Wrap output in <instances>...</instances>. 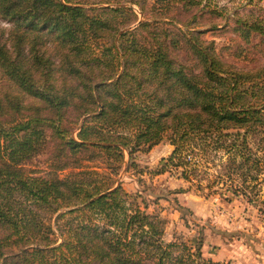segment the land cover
<instances>
[{"label": "trees", "instance_id": "16d2710c", "mask_svg": "<svg viewBox=\"0 0 264 264\" xmlns=\"http://www.w3.org/2000/svg\"><path fill=\"white\" fill-rule=\"evenodd\" d=\"M130 1L156 18L144 41L121 29L127 15L138 17L122 0L101 6L111 12L108 18L79 0H0L15 50L0 44L7 87L0 95V264H222L203 255L201 238L194 244L165 239V218L130 200L121 184L102 187L78 172L58 174L96 148L121 162L124 150L132 158L141 145L166 137L173 149L161 172L181 167L188 177L212 149L229 164L219 181L241 179L233 193L247 195L246 188L264 178V59L258 64L238 46L239 62L249 60L238 63L218 52L213 39L200 37L190 25L196 12H222L209 0H152L148 10L145 0ZM172 22L183 27L165 26ZM235 22L247 44L260 37L264 58V18ZM32 33L54 41L55 60L33 45L24 56V43L35 44ZM175 48L184 54L172 53ZM12 86L40 101L32 112L22 111ZM48 137L58 141L50 169L30 170L25 164L43 152ZM193 143L198 156L188 152ZM214 182L208 185L215 192ZM85 208L101 220L78 213ZM55 212L56 226L46 223L45 214Z\"/></svg>", "mask_w": 264, "mask_h": 264}, {"label": "rangeland", "instance_id": "374dc122", "mask_svg": "<svg viewBox=\"0 0 264 264\" xmlns=\"http://www.w3.org/2000/svg\"><path fill=\"white\" fill-rule=\"evenodd\" d=\"M79 1L86 8L96 7L94 14L107 18L111 15L108 9L102 11L101 8L102 5L109 4L108 0ZM209 1L212 6H216L222 12L219 14L203 13L200 10L196 12L197 18L190 25L200 30V37L213 39L216 50L220 53L222 51L224 57L238 60L237 48L244 46L248 49V55L254 56L256 59L254 62L262 63L263 52H261V45L258 42L260 37H252L250 44H247L234 31L233 27L236 25L235 19L237 18L248 21L264 18V0ZM122 3L131 5L138 17H134L133 14L127 15L124 18L127 24L120 26L121 29L132 31L134 35L144 41L145 37L149 36L148 28L152 27V22L156 18H146L140 11V7L130 0H122ZM145 3V9L148 10L152 0H145ZM123 15L122 12L118 13L117 19H122ZM187 18L188 16L180 17L181 20ZM141 20L150 21L151 24L145 25L146 27L141 26L139 24ZM11 23V21L0 16V44L4 43L15 54V50L11 46L12 38L9 34L12 29ZM165 26L175 30L176 26H182V24L172 22L166 23ZM28 36L35 44L24 43V56L27 57L29 54V45H33L34 50L43 56H49L53 60L57 58V48L49 36L38 34L37 36L40 37L32 38L33 33L31 36L28 34ZM100 49L99 47L94 51L97 52ZM232 51L235 54L233 58L231 57ZM172 53L184 54V50L175 48ZM181 57L182 55L178 56L179 59ZM244 61L249 62V60ZM240 62L247 64L243 61ZM240 62L238 60V63ZM35 75L39 77L38 73ZM5 86V74L0 69V95L5 96L4 93L7 90ZM10 91L18 94L23 105L22 108H25L22 109L24 113L32 112L35 106L40 103L37 98L23 92L17 86H12ZM250 142L255 151L256 147L252 139ZM193 145L195 148L188 152L198 156L197 154L201 152L196 149L198 147L196 144L193 143ZM57 146V139L48 137L43 152L33 156L25 166L31 168L30 170L40 169L39 173L46 174V171L50 169V156L52 152L56 153ZM172 149L173 145L165 137L149 148L141 145L132 153V158H130L128 151L124 150L123 161L119 162L103 150L96 148L95 154L90 158H84L79 166L64 167L58 171V174L60 177H64L71 171L78 172L77 174L81 179L94 180L102 187L112 183L121 184L124 190L131 195L130 200L136 199L134 201L142 209L147 204V211L158 212L165 218V239L187 240L194 244L201 238L202 253L212 261L222 264H264V178L259 179L258 182L253 181L252 186H255L246 188L247 195L233 193L231 189L240 185L241 179L239 176H235L233 182L229 179L219 181L216 177L217 174L225 172L229 164L225 166V156L222 152L216 153L212 149H209L210 154L203 156L204 161L197 169L187 170L188 177L183 176L181 167L168 166L165 171L161 172L164 159L171 154ZM86 170L90 171V174L86 173ZM261 175L264 177V172ZM223 178L226 177L223 176ZM213 181L215 182L212 187L216 188L215 192L208 185ZM223 182L226 184L224 185ZM257 188L260 189L257 190ZM136 193L138 194L137 197L134 196ZM67 208H61L59 211ZM81 210L83 212H78V210L77 212L83 217L92 215L95 220H101L97 214L93 215L88 209ZM56 214L57 212L54 214L46 213L45 222L56 226L54 220ZM58 220L65 221L66 217H60Z\"/></svg>", "mask_w": 264, "mask_h": 264}]
</instances>
